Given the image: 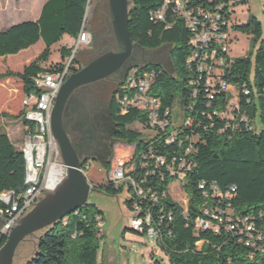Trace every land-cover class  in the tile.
I'll list each match as a JSON object with an SVG mask.
<instances>
[{
	"label": "trees",
	"instance_id": "1",
	"mask_svg": "<svg viewBox=\"0 0 264 264\" xmlns=\"http://www.w3.org/2000/svg\"><path fill=\"white\" fill-rule=\"evenodd\" d=\"M88 0H49L42 9L37 22H26L0 32V58L17 56L36 46L40 41L45 48L41 54L21 71L8 69L0 73V84L15 79L13 93L0 86V117L8 120H23L26 108L23 100L30 93H39L34 79L44 72L62 70L72 51L62 47V62L48 66L51 48L65 35L76 39L84 24ZM226 0H194L197 4L214 7ZM264 1V0H263ZM129 28L132 39L145 49H158L172 45L171 59L174 73L162 66L150 65L146 70L156 73L150 94L160 99L161 120L164 113H171L167 119L172 128V111L179 105L184 118L190 119V127H182L178 140L168 144L166 139L143 138V134L130 128L139 124L148 127L145 113L131 109L122 114L117 99L113 103V119L118 125L117 142L136 145L134 158L135 178L146 176L154 169L152 164L143 169L141 155L153 146L156 155L168 160L184 156L188 167L184 169L183 188L188 196L187 213L169 195L163 199L166 219L159 226L160 238L156 243L169 257L170 264H264V35L260 21L250 17L246 24L234 25V16L224 13L225 21H231V41L234 33L252 37L253 44L259 43L254 65L250 57L232 59L226 56L225 65L220 67L215 86L207 87V75L198 71L197 63L191 61L194 48L191 45L192 33L181 19L167 14L166 22L151 19L152 12L158 11L165 0H131ZM239 3H237V6ZM221 31H228L221 25ZM72 61L71 71L77 72ZM253 69V74H252ZM253 75V77H252ZM226 83L238 92L239 109L233 111L234 119L224 117L231 100L230 93L221 90L217 84ZM245 89L250 91L244 95ZM210 95L214 96L210 99ZM250 99V103H247ZM259 117L261 126L257 124ZM246 119V121H243ZM24 125L27 123L23 120ZM167 132V131H166ZM192 153L185 154L187 148ZM151 162V160H148ZM152 163V162H151ZM111 164H108V172ZM155 170V169H154ZM163 173V175H162ZM27 164L20 149L5 133L0 134V194L14 192L21 195L27 190ZM163 176V177H161ZM147 177V176H146ZM206 182L207 190L212 185L225 195L235 187L230 201L205 198L200 184ZM175 178L166 175L162 168L155 176H148L146 186L153 187L160 195L169 193ZM108 196H117L125 188L115 187L107 182L104 186H94L92 190L103 189ZM129 191V189H128ZM130 192V191H129ZM132 200L126 203L130 208ZM230 205L233 220H246L254 225V233L261 234L262 240L256 247L246 245L244 229L231 231L229 221L218 224V231L197 229L198 218L206 219V210H226ZM6 206L0 201V209ZM159 206L154 208L156 217ZM171 212V221L167 214ZM102 213L93 205H85L77 212L37 236L34 255L24 264H99L100 229L97 217ZM104 222V220H103ZM139 234V233H138ZM140 235H144L140 234ZM7 236L0 234V247L7 242Z\"/></svg>",
	"mask_w": 264,
	"mask_h": 264
},
{
	"label": "built area",
	"instance_id": "2",
	"mask_svg": "<svg viewBox=\"0 0 264 264\" xmlns=\"http://www.w3.org/2000/svg\"><path fill=\"white\" fill-rule=\"evenodd\" d=\"M95 0L87 1V8ZM238 0H226L214 7H206L203 4H197L194 0H165L162 7L152 12L151 19L154 21L166 22L167 14L181 19L185 22L187 28L192 33L191 45L194 48L191 61L197 63L198 71L207 75V87L215 86L216 80L214 75L225 65L226 56L230 57L231 48V21H225L224 13L232 16L236 12ZM88 18L84 20L82 29L75 39V43L69 46L72 51L69 62L62 70L52 72H44L34 79L35 86L39 93H30L25 96L23 105L26 108L23 120L27 123L25 126L24 137L20 150L22 151L27 164L26 184L27 190L16 195L14 192H5L0 194V201L6 206L0 209V218L5 224L0 228L1 236L10 234L18 222L28 214L45 196L46 192H54L68 175L67 167L61 157L58 142L54 138L51 131V114L56 102L58 93L67 78L71 75L72 61L79 52L92 45V34L88 30ZM221 25L227 27L228 31H221ZM156 79V73L151 70L141 69L139 67L131 68L125 79V83L120 87L117 94V103L122 114H126L131 109H137L145 113L148 121V127L142 128L150 134L145 136L149 139H166L168 144L178 140L182 127H190L192 121L184 118L183 110L181 114L176 115L174 109L172 111L173 122L171 130H167L170 123L167 121L170 111L164 113L165 120H161L162 104L160 99L150 94V89ZM217 84L221 86V90L231 93L234 89L226 83ZM238 93V92H237ZM245 96L250 95V91L245 89ZM214 96L210 95V99ZM250 103V99H247ZM176 107V106H175ZM239 109L238 94L233 100H230L228 111L224 117L234 119L233 111ZM180 116V117H179ZM179 119V120H178ZM246 121V119H243ZM167 131V132H166ZM125 149H131L129 155L115 156L111 161V169L107 174V182L112 183L115 187L124 186L129 189V195L132 200L131 207L128 208L133 219L131 222V230L135 233L143 234L145 237L155 242L160 238V225L166 219L164 208L161 206L163 199L169 197L177 202L178 195L164 193L160 195L153 187L146 186L147 177L155 176L156 171L164 169L166 175L175 178L179 183L178 189L184 194V203L187 213L188 196L183 188L185 178V170L188 167V161L184 156L173 157L168 160L164 156L156 155L153 152V146L149 147V151L141 155V167L149 168L150 164L154 167L147 172L146 176L135 178L131 175L135 171L134 158L136 155V145H127L122 142ZM192 148L186 149L185 154L192 153ZM148 160H151L149 162ZM92 162H87L82 166L83 172L92 167ZM62 169L65 174L60 173ZM163 175V173H162ZM163 177V176H161ZM208 184L202 182L200 189L203 191L205 198H213L215 200L230 201L236 188L223 195L219 188L215 185L207 190ZM179 203V202H177ZM180 204V203H179ZM181 205V204H180ZM157 215L154 216V208L158 207ZM172 213L167 214L168 220L171 221ZM206 219L198 218L195 222L197 229H213L218 231V224L229 221L228 229L235 231L240 229V225L244 226L241 233H245L246 245L248 247H256L257 241L262 240L261 234L254 233V225L248 222V219L233 220L231 218L232 211L230 205L226 210H206ZM100 234L104 226L101 217H97ZM1 249V247H0Z\"/></svg>",
	"mask_w": 264,
	"mask_h": 264
},
{
	"label": "water",
	"instance_id": "3",
	"mask_svg": "<svg viewBox=\"0 0 264 264\" xmlns=\"http://www.w3.org/2000/svg\"><path fill=\"white\" fill-rule=\"evenodd\" d=\"M107 1L111 16V35L116 41V46L111 51L102 54L84 66L82 70L71 74L67 78L59 90L51 114V131L58 142L68 175L54 192H46L44 198L12 228L7 237V242L0 249V264H14L19 246L26 242L28 238L48 230L88 204V199L94 185L83 172L82 166L92 160L89 158L82 159L77 153L72 140V134L68 130L69 126L65 119L68 101L75 90L109 78L128 65L127 74L131 68L139 67L146 69L150 65L162 66L169 73H174V65L171 59L172 45H168L169 50L166 54L168 66L159 61L146 62L145 64L132 62L134 55L137 53L149 51L135 43L132 39L129 28L132 2L131 0ZM86 18H88V8L86 9ZM90 33L92 34V38L94 35L97 37L94 31H90ZM76 61L78 60L76 59ZM125 79L120 84L116 94H118L120 87L125 83ZM111 161L112 157L107 163H100L107 168L108 164H111ZM4 224L5 221L0 218V228Z\"/></svg>",
	"mask_w": 264,
	"mask_h": 264
},
{
	"label": "rangeland",
	"instance_id": "4",
	"mask_svg": "<svg viewBox=\"0 0 264 264\" xmlns=\"http://www.w3.org/2000/svg\"><path fill=\"white\" fill-rule=\"evenodd\" d=\"M239 5L236 8V14L234 16V25L246 24L250 17H255L258 21L261 22L263 27L264 35V1L263 0H238ZM14 4V0L10 1ZM98 0H95L90 6L88 11V20L91 19V15L95 5ZM3 2L2 11H5V4ZM68 35H65L63 39L52 46L51 56L47 63L48 66L53 64H59L62 62L61 58V48L68 47L75 43V39L72 40ZM259 48V43L253 44V39L250 36L234 33V41L230 48V57L232 59L250 57L252 64L254 65L255 53ZM79 56H76L78 60ZM70 58L67 60L69 62ZM11 64H16L17 59H13L10 62ZM4 65L9 64V60ZM18 71H21L18 70ZM253 74V69H252ZM253 77V75H252ZM237 90L234 88L231 90L230 97L233 100L237 97ZM174 113L178 115L181 114V108L179 105H176ZM180 117V116H179ZM179 120V119H178ZM11 126L14 129L19 130L18 128L23 127V120H9ZM257 124L261 126L259 117H257ZM1 125V124H0ZM130 128L133 130L139 131L143 134V138L149 135L150 133L143 129L139 124H134ZM24 132V131H23ZM23 133L20 138L13 139L14 144L17 148L20 149L23 141ZM116 142L114 146V155L112 159L120 155H129L131 149H125L124 145ZM92 167L86 171V176L89 181L94 186H104L107 184V174L108 170L98 161H91ZM179 183H173L169 188V193L171 195H178L179 202L184 207V194L178 189ZM130 201V195L128 189L125 187L122 192L117 196H108L103 189L92 190L90 197L88 199V204L96 206V208L102 213L104 226L102 233L100 234V249L98 252V262L99 264H170L169 257L161 249V247L154 241L149 238L135 233L131 230V222L133 216L129 209L126 206V203ZM30 237L24 243L19 246V249L16 253L14 264H24L27 262L35 253L37 245V236Z\"/></svg>",
	"mask_w": 264,
	"mask_h": 264
},
{
	"label": "flooded vegetation",
	"instance_id": "5",
	"mask_svg": "<svg viewBox=\"0 0 264 264\" xmlns=\"http://www.w3.org/2000/svg\"><path fill=\"white\" fill-rule=\"evenodd\" d=\"M87 25L88 30L94 31L97 37L94 35L92 45L79 52V59L74 65L77 72L116 46L111 35V16L107 0H98ZM168 50V45H164L158 50L141 51L134 55L132 62L145 64L159 61L168 66ZM128 66L109 78L78 88L68 101L65 119L76 151L82 159L89 158L105 164L114 155L118 125L113 119L112 109L116 92L126 77ZM73 73L75 72L72 71L71 74Z\"/></svg>",
	"mask_w": 264,
	"mask_h": 264
},
{
	"label": "crops",
	"instance_id": "6",
	"mask_svg": "<svg viewBox=\"0 0 264 264\" xmlns=\"http://www.w3.org/2000/svg\"><path fill=\"white\" fill-rule=\"evenodd\" d=\"M10 1L11 0H0V32H5L13 26L22 23L37 22L41 18L43 7L49 0H14V4ZM3 2H7L5 4V11L1 10L3 8ZM72 40L74 39L71 38V42H73ZM44 48V42L40 41L36 46L21 52L17 56L0 58V73H4L8 69L16 72L20 69L23 70L26 65L30 64L41 54ZM67 48H69V46ZM13 59H17L16 64L10 63ZM8 60L9 64L4 65L3 62L6 63ZM15 82V79H9L5 83L0 84V86L7 89L9 93H13ZM0 124V134H7L13 143L14 137L18 139L21 137L22 133L24 135V124L22 128H18L19 130H17L11 126V122L8 119L2 117H0Z\"/></svg>",
	"mask_w": 264,
	"mask_h": 264
},
{
	"label": "bare ground",
	"instance_id": "7",
	"mask_svg": "<svg viewBox=\"0 0 264 264\" xmlns=\"http://www.w3.org/2000/svg\"><path fill=\"white\" fill-rule=\"evenodd\" d=\"M59 172L65 174V172L62 169H59Z\"/></svg>",
	"mask_w": 264,
	"mask_h": 264
}]
</instances>
